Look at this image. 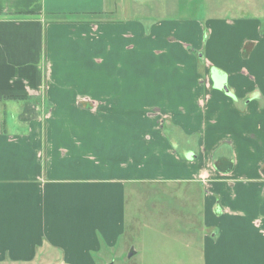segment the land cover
<instances>
[{
	"label": "crops",
	"instance_id": "obj_1",
	"mask_svg": "<svg viewBox=\"0 0 264 264\" xmlns=\"http://www.w3.org/2000/svg\"><path fill=\"white\" fill-rule=\"evenodd\" d=\"M77 1L0 0V264H89L154 188L197 189L203 264H264V17Z\"/></svg>",
	"mask_w": 264,
	"mask_h": 264
},
{
	"label": "rangeland",
	"instance_id": "obj_2",
	"mask_svg": "<svg viewBox=\"0 0 264 264\" xmlns=\"http://www.w3.org/2000/svg\"><path fill=\"white\" fill-rule=\"evenodd\" d=\"M56 1L65 3L70 0ZM73 2L79 3L77 0ZM125 4L131 5L128 8L133 10V19L142 23L154 18L156 13L167 19L184 16L189 19L201 16L200 12L206 16L264 17V0H121L123 7ZM17 105L21 106L20 103ZM5 112V118L9 119L11 110L6 107ZM158 190L154 188V200L151 193L147 196V190L142 189L137 196L129 191L126 233L112 248L92 253L89 264H203V247L200 245L203 222L197 189L186 188L185 196L183 193L179 195L177 190L169 199ZM130 250L133 254L127 257ZM25 264L65 263L59 251L49 248L41 250L35 260Z\"/></svg>",
	"mask_w": 264,
	"mask_h": 264
},
{
	"label": "water",
	"instance_id": "obj_3",
	"mask_svg": "<svg viewBox=\"0 0 264 264\" xmlns=\"http://www.w3.org/2000/svg\"><path fill=\"white\" fill-rule=\"evenodd\" d=\"M223 88L226 90V87L225 86H223ZM132 254H133V251L130 250L129 253H128V255H127V257H130Z\"/></svg>",
	"mask_w": 264,
	"mask_h": 264
}]
</instances>
